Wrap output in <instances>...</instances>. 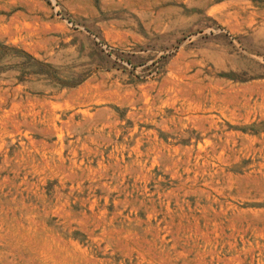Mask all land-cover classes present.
<instances>
[{"label":"rangeland","instance_id":"rangeland-1","mask_svg":"<svg viewBox=\"0 0 264 264\" xmlns=\"http://www.w3.org/2000/svg\"><path fill=\"white\" fill-rule=\"evenodd\" d=\"M0 264H264V0H0Z\"/></svg>","mask_w":264,"mask_h":264}]
</instances>
